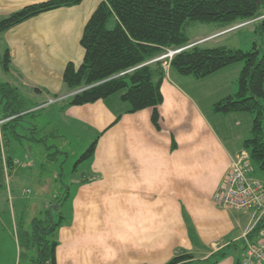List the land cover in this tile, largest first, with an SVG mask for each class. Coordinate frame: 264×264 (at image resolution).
<instances>
[{
	"label": "crops",
	"instance_id": "0c3cea01",
	"mask_svg": "<svg viewBox=\"0 0 264 264\" xmlns=\"http://www.w3.org/2000/svg\"><path fill=\"white\" fill-rule=\"evenodd\" d=\"M47 1L0 0V21ZM103 1L84 0L0 34L9 51L6 83L37 98L72 96L63 72L68 63L81 65L84 27ZM249 25H207L214 28L194 43L244 51L223 37ZM164 70L159 128L152 124L151 109L129 113L120 94L59 110L55 124L64 141L66 134L89 131L97 145L87 172L70 182L73 193L57 231L56 264H168L178 250L193 257L191 264H240L244 251L239 248L255 227L254 214L222 209L213 197L231 161L244 150L253 118L216 113L213 107L237 94L242 64L201 80L181 76L170 66ZM11 211L9 223L16 232V211ZM16 247L6 264H18V241Z\"/></svg>",
	"mask_w": 264,
	"mask_h": 264
},
{
	"label": "trees",
	"instance_id": "16d2710c",
	"mask_svg": "<svg viewBox=\"0 0 264 264\" xmlns=\"http://www.w3.org/2000/svg\"><path fill=\"white\" fill-rule=\"evenodd\" d=\"M83 1L49 0L26 6L0 21V34L44 13L75 7ZM187 23L214 25L220 29L258 23L255 33L262 38L263 44L254 43L248 51L224 47L209 49L199 45L187 49L190 46L185 32ZM80 45L84 52L81 65L76 67L68 63L62 76L65 88L74 94L59 110L94 104L120 94L129 113L151 109V121L156 128H159L157 108L162 103L160 86L165 70L164 61H152L168 51H179L171 59L170 69L197 80L241 63L237 94L216 103L213 110L221 114L247 113L252 116L251 136L245 141L244 150L249 154L253 170L264 172V0H104L86 23ZM2 63L4 71H8V50ZM33 91L43 93L40 89ZM39 108V104H30L17 87L0 81L1 140L5 142L10 134L21 138L16 130L18 123L26 116L39 115L42 111ZM31 131L41 137L40 141L32 139V143L44 147L45 151L52 150L46 155L47 160L51 157L48 161L59 162L61 156L67 157L59 144L44 143L50 139L64 142L57 128L50 133H45L44 126L34 127ZM96 145L97 140L80 157L74 172L93 156ZM13 164L12 159L6 158L8 169ZM59 164L62 168V161ZM63 201L66 196L57 199L58 206ZM45 215L44 220L32 221L31 230L25 229L22 221L16 224L18 264H56L57 231L62 216L55 222L51 209ZM259 227L248 234L249 240H253ZM233 247L237 249L238 245ZM244 249L245 243L239 250ZM192 262L190 254L178 250L168 264Z\"/></svg>",
	"mask_w": 264,
	"mask_h": 264
},
{
	"label": "rangeland",
	"instance_id": "374dc122",
	"mask_svg": "<svg viewBox=\"0 0 264 264\" xmlns=\"http://www.w3.org/2000/svg\"><path fill=\"white\" fill-rule=\"evenodd\" d=\"M251 24L240 29L239 33L223 37L224 43H230L231 41L240 43L244 51L250 50L253 42L261 46L263 44L262 38L255 33L258 23ZM212 28L214 27L199 23H187L185 32L190 39V46L187 49L195 45L205 48L214 46L215 42L207 44L194 43L201 39V35L209 33ZM5 52L4 40L0 35V81L2 82L8 81L2 63ZM166 65L168 66L167 62ZM19 91L30 104H39L42 111L34 118L26 116L18 123L19 126L16 127V130L21 138H14L11 134L8 138H5V142L0 138V217L2 219L0 221V238L2 240L0 264H6L7 261H10L11 252L13 253L14 249L17 250V234L13 224L9 223V216L12 214L11 209L16 211V224L22 221L23 227L29 230H31L34 219L40 221L46 218L45 212L48 209L52 210V218L55 222L59 221L60 216L68 214L70 207L68 197L73 193L70 192L72 191L70 182L72 179L81 178L87 172L89 160L80 164L76 172H74L75 164L95 140L94 135L89 131H80L77 135L66 134L67 139L64 142H59L58 139L52 142L50 139L47 143L46 140L44 143L47 145L59 144V148L67 154L66 158L60 157L59 162L62 161V168H60L59 162L48 161L51 157L47 160L46 155L51 154L52 150L45 151L44 147L32 143V139L40 141L41 137L40 134H33L31 130L34 127L40 129L44 126L45 133H50L53 128L58 129L55 120L57 115L59 116L62 103L66 102L69 97L63 100L60 99L61 97L51 98L50 96H44L46 93H42L44 99L42 96L41 98L31 96L22 89ZM6 133H9V131ZM60 135H63L61 129ZM6 158H10L14 162L10 169L6 166ZM41 165L44 167L41 168ZM254 176L264 187V172L254 168ZM64 196L67 197L66 201L68 199L66 206L63 207L64 201L58 206L57 199H62ZM20 210L23 211L21 218Z\"/></svg>",
	"mask_w": 264,
	"mask_h": 264
},
{
	"label": "built area",
	"instance_id": "2783aa9c",
	"mask_svg": "<svg viewBox=\"0 0 264 264\" xmlns=\"http://www.w3.org/2000/svg\"><path fill=\"white\" fill-rule=\"evenodd\" d=\"M178 52L170 51L152 62L170 61ZM163 66L165 69L168 68L166 62ZM253 172L249 154L242 150L231 161L226 179L213 197L214 204L222 209L253 212L255 217L253 230L260 226L253 240H246L240 264H264V189L253 177Z\"/></svg>",
	"mask_w": 264,
	"mask_h": 264
}]
</instances>
